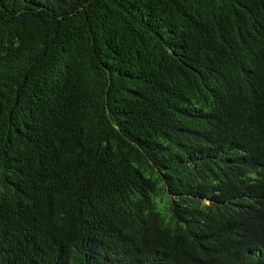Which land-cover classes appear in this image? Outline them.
<instances>
[{
  "label": "trees",
  "instance_id": "trees-1",
  "mask_svg": "<svg viewBox=\"0 0 264 264\" xmlns=\"http://www.w3.org/2000/svg\"><path fill=\"white\" fill-rule=\"evenodd\" d=\"M0 264H264V0H0Z\"/></svg>",
  "mask_w": 264,
  "mask_h": 264
}]
</instances>
